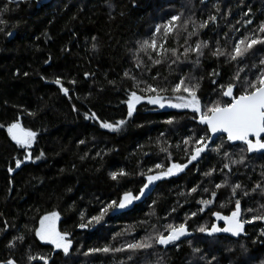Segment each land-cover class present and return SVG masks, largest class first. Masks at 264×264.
<instances>
[{"label":"trees","instance_id":"obj_1","mask_svg":"<svg viewBox=\"0 0 264 264\" xmlns=\"http://www.w3.org/2000/svg\"><path fill=\"white\" fill-rule=\"evenodd\" d=\"M5 5L7 10L0 11V20L5 21L0 24V125H4L0 127V229L5 223L9 228L0 231V260L12 257L18 264H29V255H46L49 264H206L216 256L218 264H262L263 220H251L252 216L264 215V194L259 188L252 192L258 182L264 186L261 153H245V164L224 169L227 161L222 153L209 151L184 172L157 181L127 208L109 213L102 225L86 229L77 225L81 212L85 217L97 215L103 204L118 200L123 192L139 194L147 182L145 177L160 171L156 164L166 170L170 162L185 163L184 138L198 139L206 133V126L199 124L194 114L168 106L160 108L147 100H141L133 116L127 117L126 101L133 80L124 73L144 82L135 89L138 94L140 88L152 84L168 89L160 95L175 100L171 88L187 74L200 84L197 95L202 106L218 100L230 102L222 96L221 86L232 82L240 67L245 69L241 83L245 75L254 78L251 65L264 57V46H254L255 54L239 64L225 63L224 57L217 59L210 50L216 48L217 41L230 49L232 42L264 21V0H52L45 5L40 0H0V9ZM249 8L250 16L245 17L243 13ZM181 12L185 17L194 13L197 21L210 14L218 18L216 24L200 30L189 41L191 45L198 39L209 43L200 64L191 62L195 54L184 61L181 54L186 33H181L179 38L169 36L165 46L176 48L183 63H173L176 58L169 52L163 63L150 66L147 56L135 52L137 41L151 37L156 24ZM225 12L229 13L227 17ZM249 18L253 23L243 25V20ZM229 25L240 31H232ZM134 55L142 67H136ZM152 55L156 58L155 53ZM213 70L221 75L209 76ZM56 78H60V85L53 83ZM61 86L68 89L67 95L60 91ZM240 91L234 88L235 95ZM93 112L101 121L115 123L123 119L125 124L118 131L102 129L97 120L84 118ZM170 118L174 122L166 123ZM16 121L37 133L27 150L8 136L7 125ZM222 141L224 150L238 159L243 146L229 144L224 136L218 137L215 144ZM215 144L211 143L212 147ZM162 147L167 152H162ZM41 153L44 155L37 160ZM29 154L31 160H25ZM16 160L22 162L19 168ZM9 168L13 169L11 173ZM213 168L212 176L202 175ZM121 169L128 175L111 179L110 173ZM225 174L229 185L240 183L249 195L237 190L232 197L228 186L216 189ZM194 187L197 191L189 194ZM204 188L209 191L204 192ZM212 191H216V197H212ZM201 199L213 200L203 212L199 211ZM236 199L241 201V218L247 223L245 236L233 240L197 231L200 226L211 227L216 218L213 212L229 215ZM52 211L59 214L58 230L71 234L73 246L67 257L35 237L40 216ZM193 212L197 215L192 216ZM169 223H185L192 236L176 243L179 247L157 245L141 251L132 261L127 260L128 252L83 254L89 248L119 247L139 240L153 231V225L164 232L163 226ZM20 235L24 241H14L15 248H8L9 240ZM195 248L201 251L194 253ZM31 264L43 261L36 259Z\"/></svg>","mask_w":264,"mask_h":264},{"label":"snow or ice","instance_id":"obj_2","mask_svg":"<svg viewBox=\"0 0 264 264\" xmlns=\"http://www.w3.org/2000/svg\"><path fill=\"white\" fill-rule=\"evenodd\" d=\"M201 3H204V0H201ZM217 12L220 11L218 5H213ZM7 5L4 9L0 11H6ZM251 9L247 12H244L245 17H249ZM194 13L189 14L187 17L184 16L183 12L171 15L169 19L164 21L162 24H156L155 30L152 31L151 37L137 41V47L135 49L136 53H143L151 61L150 66L159 65L167 59V53H171L176 59L173 63H183L180 60V56L177 54L176 48H167L165 46L166 41L169 36H174L179 38L181 33H186L183 36L184 45L183 55L184 61L189 60L190 54H195L196 59L191 61L194 65L200 64V58L204 55V49L209 48L208 41H200L199 39L195 42L194 45L189 44L191 37L197 36L200 30L207 28L210 24H216L217 16L210 14L207 19L197 21L194 19ZM225 17L229 15L228 12H225ZM5 21L0 20V24H4ZM236 23H241L237 21ZM243 25H251L253 23L252 19H244ZM229 27L234 32H239V28H233L231 25ZM190 29V30H189ZM3 31V29H0ZM227 36V33L225 34ZM95 40V37H93ZM233 46L229 49L227 47H221L219 41H217V46L214 50H210V55L219 59L220 57L225 58V63H241L245 61L250 55L255 54L254 46L261 45L264 46V21H261L259 25L252 31L246 32L239 39H236L232 42ZM186 45V46H185ZM95 48V44L92 46ZM152 53H155L153 57ZM133 60L135 61L136 67H142V62L138 56L134 55ZM47 62V61H46ZM149 66V67H150ZM251 69H255V72L252 73L254 78H251L250 75H245L243 77L242 83L240 82V75L245 69L243 67L238 68V70L232 76V82L227 85L221 86V94L223 97L230 98V102L227 101H213L210 105L202 106L201 100L197 95L198 89L200 87L199 82L196 77H190L186 74L180 77L179 82L175 83L171 88V92L174 94L175 102L172 99L160 95V93L167 91L166 88H159L153 86L152 84H146L145 87L140 88L139 91L141 94H138L135 90L140 83L143 81H138L135 76H132L129 72H125V77H129L133 80V90L128 94L127 104V117H132L134 111L136 110V105L140 103L141 100H147L148 104L157 105L160 108H164L166 105L170 108L175 109H188L192 111L196 117H198V123L201 125H206L205 135H200L199 138L185 137L183 144L185 145L186 153V162L185 163H176L170 162L166 170L161 164H156L155 168L160 169V171L155 172L154 174H149L145 177L146 183L140 188L139 194H134L132 191H125L119 197L118 200L109 201L99 209L97 215L85 217V214L81 212V222L77 225L80 229L94 228L96 225H102L104 222V217L109 213H114L120 210L127 208L129 205L133 204L134 201H137L144 194L145 190L149 188L150 185L154 184L156 181L166 179L168 177L177 175L184 172L189 164L193 162L199 163L201 159L204 158L209 151L215 152L217 155L222 153L223 157L227 162L223 164L224 169H230V165H241L245 164L246 155L245 153H256L259 152L261 155H264V57H261L258 63H253ZM251 69L249 72L251 73ZM27 75V73H24ZM88 73H85V76H88ZM159 75V73L157 74ZM221 75L220 72L213 70L209 73V76L216 77ZM156 79V77H153ZM202 79V77L200 78ZM214 84L217 83L215 79L212 81ZM53 83L60 85V78H56ZM74 83V81H73ZM239 87L241 89L239 95L234 94V88ZM60 91L65 95L68 94V89L61 86ZM186 93L187 95H184ZM76 110L75 108L73 109ZM84 118L86 120L92 119L99 122V126L102 129L108 131H118L121 126L125 124V120H119L115 123H110L108 121H101L99 117L93 112L91 115L88 113L85 114ZM173 119L166 121L168 124H172ZM4 127V125H0ZM7 133L12 141L18 147H21L25 150L29 148L32 143L35 141L37 133L32 130L25 129L21 127L19 121L9 123L7 125ZM223 133L226 134V141L231 144V142H240L243 146L240 149V155L238 159L232 158V154L224 150L225 143L222 141L220 144H215L214 134ZM163 135V134H161ZM215 144V147L209 143ZM84 143V141H80ZM157 143H160L158 140ZM188 145H191L189 148ZM162 152H167V148H161ZM44 154L41 153L40 156H37L36 159H40ZM99 156V153H97ZM25 160H31V155H26ZM20 160H16V167L19 168L21 165ZM8 171L11 173L12 168H9ZM149 172L152 173V169H149ZM215 172V169H209L207 172H204L202 175L208 177L212 176ZM126 173L123 169L119 172H111L110 177L113 180H117L121 176H126ZM264 175V173H262ZM228 186L231 188L232 197H235L237 190L242 189L240 183L228 184V174H225V179L215 185L216 189ZM259 188L261 193L264 194V186L258 182L255 187L252 189V192H255ZM197 188L194 187L189 190V194L195 193ZM208 188H204V192H208ZM212 197H216V191H212ZM243 195H249V192L243 191ZM231 202V201H229ZM155 203V201H153ZM202 207L199 208L200 212L204 211V208L208 205L213 204L212 199H201L198 201ZM223 206V205H222ZM175 211V209H172ZM252 211V209H248ZM241 214V201L239 199L235 200V207L229 215H221L220 212H213L212 215L217 219H220L224 222V227L220 228L215 223L211 225L210 228L200 226L197 231L205 233L207 236L212 237L216 233H230L232 236H238L244 231L245 221L240 219ZM192 216L197 215V213H191ZM59 218V214L56 211L48 212L39 218V226L34 229L35 237L38 238L41 242H46L52 245L54 250H60L67 257L69 256L70 249L73 246V241L70 239V233L67 231H58L56 228V220ZM251 220H264V215L252 216ZM251 222V221H248ZM146 223V222H145ZM153 231L145 236L141 237L139 240H132L126 242L119 247H112L111 245H105L103 247H93L89 248L87 252L83 253L85 256L94 253H123L128 252V261H132L134 256L141 252L153 249L154 246H171L175 245L181 237H185L188 234V229L185 223L179 224H166L164 225V232H161L156 228L155 225L152 226ZM9 225L4 224V228L0 231L7 230ZM29 231H33L29 229ZM166 233V234H165ZM119 235V234H117ZM264 235V233H261ZM115 238V237H114ZM25 237L23 235L13 236L9 240L7 247L15 248L14 241L23 242ZM201 250L199 248L193 249L194 253H199ZM29 264L31 261L39 259L43 261V264H49L50 257L46 255L41 256H32L27 257ZM201 260H205L204 256L200 257ZM0 264H18V262L9 257L7 260H0ZM121 264H126L125 261H121ZM206 264H218V259L216 256H212L210 260L206 261ZM264 264V262H262Z\"/></svg>","mask_w":264,"mask_h":264},{"label":"water","instance_id":"obj_3","mask_svg":"<svg viewBox=\"0 0 264 264\" xmlns=\"http://www.w3.org/2000/svg\"><path fill=\"white\" fill-rule=\"evenodd\" d=\"M52 0H41V4L42 5H45V4H48V3H50ZM209 1H211V0H204V3H207V2H209ZM13 35H14V32H12L11 34H9V36H8V40L9 39H11L12 37H13ZM230 99V98H229ZM167 106V105H166ZM170 108V107H169ZM171 109H175V108H171ZM175 110H179V111H181V112H189V113H191V114H194L192 111H190V110H188V109H175ZM195 115V114H194ZM206 126V125H205ZM22 127V126H21ZM220 136H224L225 137V139H226V134H223V133H217V134H214V137H215V140L218 138V137H220ZM10 138V137H9ZM11 139V138H10ZM12 141V140H11ZM13 143H15L14 141H12ZM209 143L211 144L212 142L211 141H209ZM238 144H240V142H231V145H238ZM240 219H242L241 218V214H240ZM263 222V226H264V220L262 221ZM214 223L218 226V227H220V228H223L224 227V222L222 221V220H220V219H217V218H215V221H214ZM244 231L241 233V234H239L238 236H232L230 233H223V232H221V233H216V234H214V236H212V237H219V236H224V237H228V238H230V239H233V240H237L238 238H240V237H243V236H245V231H246V228H247V223L245 222L244 223ZM206 235V234H205ZM192 236V233L191 232H189L188 231V234L185 236V237H181V239L179 240V241H177L176 243H179V242H181V241H183V240H185V239H187V238H189V237H191ZM207 236V235H206Z\"/></svg>","mask_w":264,"mask_h":264},{"label":"rangeland","instance_id":"obj_4","mask_svg":"<svg viewBox=\"0 0 264 264\" xmlns=\"http://www.w3.org/2000/svg\"><path fill=\"white\" fill-rule=\"evenodd\" d=\"M173 102H175V100H173ZM157 182V181H156ZM155 182V183H156ZM154 183V184H155ZM154 184H152V185H154ZM152 185H150L149 187H151ZM246 222V221H245ZM55 224H56V228H57V230H58V224H59V218L56 220V222H55ZM38 226H39V223H38ZM59 231V230H58ZM39 240V239H38ZM40 241V240H39ZM40 243H43V244H47V245H50V244H48V243H46V242H41L40 241ZM51 247H52V245H50ZM53 248V247H52ZM55 251H60V250H55Z\"/></svg>","mask_w":264,"mask_h":264},{"label":"flooded vegetation","instance_id":"obj_5","mask_svg":"<svg viewBox=\"0 0 264 264\" xmlns=\"http://www.w3.org/2000/svg\"><path fill=\"white\" fill-rule=\"evenodd\" d=\"M240 145H242L241 143H240ZM243 146V145H242ZM243 147H246V146H243ZM256 153H259V152H256Z\"/></svg>","mask_w":264,"mask_h":264},{"label":"bare ground","instance_id":"obj_6","mask_svg":"<svg viewBox=\"0 0 264 264\" xmlns=\"http://www.w3.org/2000/svg\"><path fill=\"white\" fill-rule=\"evenodd\" d=\"M41 1V0H40Z\"/></svg>","mask_w":264,"mask_h":264}]
</instances>
